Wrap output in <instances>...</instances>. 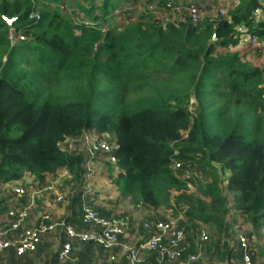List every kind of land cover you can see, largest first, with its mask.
Segmentation results:
<instances>
[{
	"label": "trees",
	"instance_id": "1",
	"mask_svg": "<svg viewBox=\"0 0 264 264\" xmlns=\"http://www.w3.org/2000/svg\"><path fill=\"white\" fill-rule=\"evenodd\" d=\"M53 1L0 0V182L26 173L43 182L63 169L81 181L86 156L62 143L107 134L116 144L113 181L135 205L187 207L228 235L232 203L264 229V68L228 51L240 25L264 41L259 0H241L231 24H163L141 13L122 30L107 18L129 0H80L82 21ZM159 1L164 13L180 2ZM36 11L39 20L30 18ZM12 29L27 40L13 43ZM175 161L202 179L193 194ZM6 264L34 263L9 250Z\"/></svg>",
	"mask_w": 264,
	"mask_h": 264
},
{
	"label": "built area",
	"instance_id": "2",
	"mask_svg": "<svg viewBox=\"0 0 264 264\" xmlns=\"http://www.w3.org/2000/svg\"><path fill=\"white\" fill-rule=\"evenodd\" d=\"M211 1L213 2L214 14L209 19L220 18L231 24V12L241 0ZM159 2V0H129L126 4L113 9L114 11L110 13L109 17L113 19L120 18L121 22L117 23L120 25L119 30H122L123 25L133 22L141 13L152 15L154 19L163 22V24L188 21L198 25L208 17L207 11L209 8L206 4L195 1L188 3L169 1L166 4L168 12L164 13L159 9ZM52 7L63 12H70L64 0L53 1ZM30 18L39 20L41 14L36 11L31 14ZM235 38L238 39L239 45L249 47L256 54L264 56V41L252 33L247 26H237ZM9 39L13 43H17L27 40V37L22 33H16L12 29L9 33ZM87 133L91 135L87 136ZM115 146V140L111 136L107 134L98 135L95 132L87 131L84 132L80 140L66 139L61 148L64 151H73L78 148L80 152H83L86 156L84 168L87 176H91L96 171L92 165V161L95 159L104 160L116 166L117 160L112 155ZM172 168L181 180L188 183V188L192 189L196 183V175L190 166L175 161ZM61 171L65 175L67 174L69 180H74V176L68 170L63 169ZM50 188H46V191H49L48 193L51 191L48 190ZM81 191L79 203L82 211V221L83 224L88 226V229L78 230L63 220H54L51 214L43 211L40 212L39 224L27 226L26 222L30 211L34 207V202L31 200L26 206L20 203L28 192L19 181L0 182V264H6L9 250L13 251L17 257H31L37 253L40 246L51 235L55 239V253L59 264H65L71 260L74 243H93L102 247L105 251L122 247L127 264H170L178 261L184 255H186V258L183 260V264H192L198 261V254H188L187 230L185 225H182L178 219L144 221L142 223L144 236L135 243L122 244L121 238L125 236L126 225L123 222L113 221L102 216L87 200L91 191L89 189L84 190V188ZM41 192L37 191L35 195L38 196ZM65 198L66 193L59 194L56 200L57 202H63ZM201 240L208 241L209 237L203 233ZM238 242L243 252L240 264H254L253 246L248 238L245 235H240ZM152 255L155 256L153 260L150 259Z\"/></svg>",
	"mask_w": 264,
	"mask_h": 264
},
{
	"label": "crops",
	"instance_id": "3",
	"mask_svg": "<svg viewBox=\"0 0 264 264\" xmlns=\"http://www.w3.org/2000/svg\"><path fill=\"white\" fill-rule=\"evenodd\" d=\"M180 1L184 3L195 1L206 4L209 8L207 11L208 17L206 18L214 14L213 2L211 0ZM120 2L123 3L125 0H121ZM259 4L264 7V0H259ZM256 16L258 19H264V14L261 10L256 13ZM228 51L236 52L244 61L256 67L264 68V56L256 54L249 47L237 44L230 46ZM92 162L96 170L95 173L91 174V176H87L86 173L83 175L81 181L74 180L72 182H76V187L69 203L56 207L49 198L36 199L34 207L29 213L26 225L34 226L39 224L40 212L52 211V218L56 216L54 217L55 219L53 218L54 220H59V217L64 216L63 221L74 226L76 229H88V226L81 224L78 215V207L80 206L79 195L82 192V188H84V190L89 189L91 191L88 194L87 200L102 216L113 221L123 222L126 225L125 236L121 238L122 244L135 243L144 236L145 232L142 229L144 221H167L170 218H176L186 227L189 243L188 254L199 255L198 261L192 264H240L243 255L238 242L240 235H245L253 246L254 264H264V229L255 232L252 225L239 214L240 211L234 207L231 210V204L229 205L230 213L227 218L228 220H226L228 224L227 240L226 238H222L218 248L215 249L216 243L210 245L211 240H201V235L205 233L203 231L204 223L199 221L195 216L188 214L187 207L172 204V208L161 207L153 209L142 204L135 205L131 202L130 198L121 196L118 186L113 181L116 178L117 166H113L100 159H95ZM47 177L45 180H47ZM29 179H32V181L36 180L34 175L26 173L19 183H32ZM201 180L198 179V183ZM33 184L38 185L40 183L34 181ZM34 191L33 189L28 191L27 196L20 204L26 206L31 200L33 201L37 198L38 196L35 195ZM176 194L174 193V195ZM53 237V235L49 236L40 246L37 253L30 257L34 264H41V261H43L42 264H56V245ZM154 257L152 255L150 259L153 260ZM185 258L186 255L170 264H183ZM65 264H127V262L124 258L122 247H117L112 251H105L102 247L93 243H74L71 260Z\"/></svg>",
	"mask_w": 264,
	"mask_h": 264
},
{
	"label": "rangeland",
	"instance_id": "4",
	"mask_svg": "<svg viewBox=\"0 0 264 264\" xmlns=\"http://www.w3.org/2000/svg\"><path fill=\"white\" fill-rule=\"evenodd\" d=\"M68 2H69V4H68L69 6L68 5L67 6H68V8L70 7L69 8V11L70 12H68V14H72L73 12H75V15H74L75 20L82 21L84 19V16L82 15V13H80V10L78 8V3L80 2V0H71V1L69 0ZM82 4L87 5L86 2H83ZM39 9L41 10V7H39ZM110 11H111V9H110ZM113 11L114 10H112L110 13H112ZM258 12H260V10H257L256 11V13H258ZM96 13H98V12H96ZM108 18H109V20L111 19V21L114 22V23L121 22L120 18H117V17L114 18V19L113 18H110V17H108ZM90 135H91L90 133H87V136H90ZM104 140H106V139H104ZM225 175L227 176L228 173L226 172ZM29 180L32 181V179H29ZM34 181L39 182L38 180H34ZM34 181H32V183L22 184L24 186V188L26 189L27 192L30 191V190H32V189L35 190L34 192L42 191L40 193V195H38V197L33 200V202H35L36 199H38V198H43V199L44 198H49L50 201H52L53 204L56 207H61V206L66 205L67 203H69L71 201L72 193L74 192L75 187H76V182L75 183H72V182H74V180L73 181L69 180L67 178V174L65 175V173L62 172V171H60L59 173H57L54 176L47 177V180H44V182H39L40 184H38V185H34L33 184ZM197 183H198V181H197ZM197 183H195V184H197ZM49 187H51L50 189H48V190H51L50 193H48L49 191H46V188H49ZM194 192H195V187H193L192 189H190L189 192H187L186 194L187 195H191ZM65 193H66V198L64 199V201L63 202H57V200H56L57 196L59 194H65ZM228 196H230V198H232L231 194H228ZM232 209H233V204L231 203V210ZM43 212L49 213L52 216V213H51L52 211L51 212L50 211H43ZM54 217H56V216H54ZM63 218H64V216L63 217L61 216L58 219H59V221H62ZM227 218H228V216H227ZM226 223H227V221H226ZM203 231L209 237V240H211L210 245H213L217 241H220L222 238H226L227 237L226 234L219 235L208 224H204ZM226 240H227V238H226ZM40 263L42 264L43 261H41Z\"/></svg>",
	"mask_w": 264,
	"mask_h": 264
},
{
	"label": "water",
	"instance_id": "5",
	"mask_svg": "<svg viewBox=\"0 0 264 264\" xmlns=\"http://www.w3.org/2000/svg\"><path fill=\"white\" fill-rule=\"evenodd\" d=\"M15 20H16V18H13V19H11V20H8V21H7L8 25L11 26L12 23H13ZM214 40H216V36H214Z\"/></svg>",
	"mask_w": 264,
	"mask_h": 264
}]
</instances>
